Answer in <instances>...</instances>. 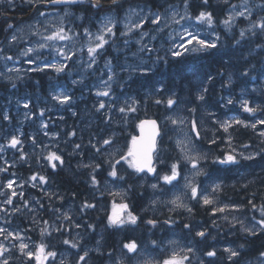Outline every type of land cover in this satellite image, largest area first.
Masks as SVG:
<instances>
[{
	"label": "trees",
	"instance_id": "trees-1",
	"mask_svg": "<svg viewBox=\"0 0 264 264\" xmlns=\"http://www.w3.org/2000/svg\"><path fill=\"white\" fill-rule=\"evenodd\" d=\"M242 1L208 0L205 5L203 0H187V9L185 0H127L115 7L99 8L93 7L88 0L72 6L49 8L44 6L48 2L39 0L35 6L25 0H3L0 3V49L9 40L13 26H8L20 23L21 17H28L35 11L29 20L40 16L41 12L64 9L71 11L67 23H72L78 34L85 29L95 30L106 13L123 18L130 8L166 12L180 7L186 9L192 18L200 11H206L214 17L213 39L217 35L220 37L216 50L185 53L180 58H173L172 43L168 41L171 28L160 32L159 39L151 48L137 43L142 34L150 31L148 22L132 36L121 35L122 29L118 26L115 36H110L107 46L100 52L91 78L84 82L73 83L67 73L61 76L48 69L30 71L14 81L0 82V148L3 149L0 151V213L12 211V218L19 225L15 231L22 232L25 241L33 247L44 244L56 254L68 250L73 252L65 260L56 258L50 264H105L115 260L124 244L136 242L158 250L171 233L187 230L194 234L191 237L204 260L196 264L202 261L204 264H249L264 253V230L258 224L264 219L261 214L264 207V137L260 136L264 125L258 123L264 119V110L253 114L245 112L242 106L247 101L249 107L264 109V33L257 29L254 30L255 35L253 31L243 37L240 35L246 23L264 18V10L259 7L264 0H251L253 4L260 3L255 5L251 20L240 19L235 28L228 30L223 21L229 18L231 6ZM100 2L111 3L112 0ZM109 67L113 69L110 81L113 94L121 96V99L126 96L130 101L112 104V111L110 109L105 117L102 110L92 105L96 102L94 89L100 87L92 85L99 80L102 70ZM145 68L152 71L143 74L141 69ZM105 72L104 79H107L110 74ZM59 84L68 87V95L72 97L70 103L61 104L53 98L57 85L61 86ZM204 88L207 92H203ZM201 94L205 97L203 101L198 99ZM169 98L176 100L171 107L166 103ZM229 99L231 104L227 102ZM26 103L29 105L27 108L24 107ZM121 107L126 111L118 110L116 113ZM133 107L136 111H128ZM87 110L92 115L84 121ZM41 111L44 113L42 116ZM5 114L9 119H4ZM175 115L187 120L202 151L200 183L208 181L220 187L214 193L215 205H205L200 196L191 200L188 207L191 212L183 209L171 211L169 207H159L154 212L156 208L149 203V187L141 182L139 174L128 165L115 164L120 158L112 159L110 164L104 157V131L113 127L111 144L118 145L126 155L130 140L137 135L138 124L143 119L163 122L157 173H168L171 164L176 162H179L181 171L186 161L174 141L178 124L174 125L168 119ZM106 118L108 121L103 123L102 119ZM192 120L196 121L199 138L192 129ZM236 120L257 126L255 129L244 127L235 123ZM226 121L231 122L227 132L221 127ZM44 124L47 127H43ZM168 132L172 134L171 138H168ZM14 136L21 141L16 147L10 145ZM51 153L60 156L63 163L49 161L47 157ZM228 154L235 155L238 163L215 162ZM249 155L255 158H243ZM112 164H115L117 177L109 175ZM33 176L36 180L31 179ZM93 176L98 184L93 183ZM40 177H44V181ZM112 180L119 181L128 190L129 211L139 218L136 225L109 226L108 212L112 199L106 188ZM10 181L13 182L12 188L7 186ZM13 190L16 196L11 195ZM8 199L12 200L11 204L6 202ZM85 203L95 207H84ZM225 204L238 209L257 234H249L239 226L238 229L224 225L227 223L223 221L221 212L213 213V209ZM68 209L72 215L67 214ZM33 211H36V218ZM56 214L60 219L55 233L51 232V224ZM148 220L157 221L156 226L149 225ZM185 225L191 228H185ZM197 231L206 233L205 240L195 236ZM79 232H82L83 239L74 237V240V234L79 235ZM99 239H102V250L97 253L95 248ZM64 240L70 243L65 244ZM14 241L11 237L5 246L10 248L5 252L9 264H33L32 259L27 260L19 253ZM72 242L78 247L73 248ZM220 243L236 248L239 255L230 259L221 251ZM212 246L216 256L209 257L206 253L212 251ZM88 249L93 251L87 253ZM82 253L84 259L81 261L78 257Z\"/></svg>",
	"mask_w": 264,
	"mask_h": 264
},
{
	"label": "rangeland",
	"instance_id": "rangeland-1",
	"mask_svg": "<svg viewBox=\"0 0 264 264\" xmlns=\"http://www.w3.org/2000/svg\"><path fill=\"white\" fill-rule=\"evenodd\" d=\"M255 5H260V3L253 4L251 0H247V2L245 3V0H243L239 4L233 5L235 6V8L231 6L230 11H229V16H235L236 13L241 12V11L245 12V16L243 17L236 16L235 20L232 23L231 29H228V28L227 29L232 30L233 28L237 26L240 19H244V18L247 19L246 17L248 16V11L250 10L252 13ZM130 9L134 10L135 14L130 13L129 12ZM130 9L126 11L123 18H118L113 13H106L98 22V25H97L98 27L95 30H89V32L92 33L91 38L85 33V31H83L81 34H78V32L75 31L72 23L71 24L67 23L68 16L71 14V11L69 9H64L63 11L49 10L47 12H44L45 15L43 16L41 15L33 16V18L29 20L20 21V23H18L17 25L13 24L7 45L0 49V74H2L0 75V82L1 81L10 82V81H14L16 79L22 78L23 76L27 75L30 72L31 68L43 67L44 62H47L50 64H57V65L67 64V68L63 72H60V73H57L52 68H45V69L52 70L53 72L61 76L67 73L69 79L72 82L73 81L84 82L89 77L91 78V73L95 71V65L99 60L100 52H102L105 49L107 44L104 46L102 50H100L99 55L97 56L95 62L92 63V67L88 66L90 63V60H89V56L87 53V48L89 46L90 39L94 41L95 35L98 34L102 30V24L106 17H111L112 19H114L116 21L115 29L118 26H120L122 29V32H127V29L125 28V24H129V26H131L137 22H142L144 18H146L147 22L150 24V31L147 32V35L142 34L140 38L137 39L138 45L140 43L142 47L150 46L152 48L154 43L157 42V40L159 39L160 32H165L169 28H171V31H169L171 32V34L169 36L168 41L172 43V49H174L176 45H179L181 43V35L185 28H187L189 31H192L194 33L198 32L202 39H207L210 41L214 40L212 37V34H213L212 26L202 24L196 21L195 18L181 20L180 24H175L172 22L171 16L173 12L177 14L176 19L179 20L181 16L185 15V12L187 11L186 9H183L180 7H174L166 12H153L150 10L136 9V8H130ZM156 13H159L163 17V19H161L159 24L151 23V20L153 19V16ZM147 22H143V25ZM245 26L246 27L242 28L241 30H244L245 33L249 32L248 29L250 27V23L248 24L246 23ZM59 27H63L65 31L68 33V35L72 37V39L67 40V41H45L44 40V37L51 35L56 30V28H59ZM139 29H133V31L130 34L123 35V36H132ZM257 29H254V30H257ZM13 36L17 37L15 41H13L12 39ZM106 39H108L109 41L110 36H107ZM41 43H47L49 47L41 49L39 47ZM192 46L193 45H189V47H192ZM28 48H32L33 51L27 56L23 55V53ZM57 48H62L65 51V53H68V54H71L72 52H74L75 55L72 56L71 60H65L63 56H60L57 54L56 52ZM7 57H12V59L10 60L6 59ZM29 60H33L35 61V63L30 64L28 63ZM9 69H12V71H9ZM105 71L109 72V74L112 76L113 69L109 67L107 70H102V73L99 74L100 78H98L99 80L97 82L94 81L92 86H94V84H98L100 85V87L97 89H94V94L96 95V100H95L96 102H93L92 105L96 106V108H99L100 102H103L106 107L101 110L103 114H106L105 117H107L108 113H110V109L111 111L113 109L111 107L112 104H116V103L122 104L123 102H129L130 98L125 96L121 99L119 98L121 96L118 97L117 94H113L112 89H111L110 95L107 97L98 96L96 94L98 91L104 90L103 82L108 80V78L104 79L105 74H106ZM260 80L262 81V78ZM262 83H264V81H262ZM60 93H64L68 95V87L63 86V85L61 86L57 85L55 96ZM114 97H116L117 99L116 101H114ZM118 110L119 109H117V111L115 112L118 113ZM85 115L86 116L83 119L84 121L89 116L92 115V112L87 110L85 112ZM173 118L178 121L180 120L184 121L182 124L178 123L177 134L174 135V141L176 145H177V141L183 140L185 141V145H187L190 148H193V151L190 154L195 155L198 153L201 155L202 151L200 150L196 142L194 134L192 133L190 129L191 128L190 125L187 124V120L182 119L181 116H178V115H175ZM102 120H103V123H106L108 121V118L102 119ZM84 121H82L81 123H83ZM81 126L82 125H79V127ZM111 129H113L112 126L107 127V130L104 131V140L106 139L111 140V135L113 133ZM167 136L168 138H171L172 134L168 132ZM189 141H191L192 143L189 144L188 143ZM177 147L180 150V147L178 145ZM103 150H104L103 151L104 157L106 158L108 162L113 161L112 159H118L121 157V155H123L122 153L123 150L119 148L118 145H112L111 143L105 144ZM156 158L158 161L159 157L156 156ZM202 159L199 161L200 169H203V166L201 165ZM120 163L123 164L124 166L127 165L123 160H121ZM157 165H159V163H157ZM164 174H170V172L157 174L156 177L153 179L149 177H144L141 179V182L144 181V185L149 187L150 196L152 195V197H150L149 200L151 201V204L154 205V207L156 208L154 212H157V209L159 207L160 208L169 207L171 211L173 210L176 211L177 209L178 210L183 209L187 211V209L185 208H176L175 205L170 203V201H172L177 195H179L182 198L184 204L187 205V207L191 205V200L193 198H191L190 196V189H188L185 186L188 182H191L198 187V195L195 199L199 198L200 196L207 195L209 196V198L214 200V205L216 204L215 197H214L215 195L214 193L216 191V185L209 183L208 181H203V183H200L199 178L201 175H195V170L192 169L191 165L188 164L187 162L183 170L180 171V176L178 177V179L173 181L172 184H166L163 181L161 177ZM185 177H187V180L185 179ZM152 185H157L158 187L153 188ZM126 190L127 189L125 188V186L120 182L114 181L113 186L108 185V187L106 188V193L110 195L112 199L109 212H108V217L112 213L113 204H117V205L121 203L128 204V199H127L128 190L127 191ZM224 206H227L226 211L221 212V217L222 219H224L223 221L227 223L224 225H227L229 227L231 226L237 227L238 229L239 227H242L243 230L245 228H250V226L241 217L238 209H235L234 207H232L231 204H225L223 206L221 205L218 207H224ZM128 210H129V207H128ZM67 214L72 215V211L68 209ZM32 215L36 218L37 217L36 211H33ZM224 217H227V219H225ZM59 219H60L59 214H56V217L54 218V221L51 224V232L54 231L56 233L55 228L56 227L58 228L59 226L58 225ZM241 221L243 223H240ZM18 226H19L18 223H16L14 219L12 218V211H7L6 213H0V228L5 229V232L3 234H0V244H3L4 246H6L7 241L11 239L12 237L13 239H15L13 244L17 246L18 249H19L20 243H26L28 245V249H26L25 251H28V250L35 251L38 246L33 247L34 245L32 246L29 242H26L23 233L15 231V229ZM129 226L130 225H126V227H129ZM17 236L21 237V239H17L16 238ZM74 236H77L79 240L83 239L82 232H79V235L74 234ZM74 236H73V239L76 240ZM101 236H102V233H101ZM191 236H194V234L191 233L189 230L185 232L183 231L181 233L179 232L171 233L169 242H168L170 247L169 249H167V247L164 248L165 252L163 253L158 252V250L149 248L146 245L140 246L138 243L135 242L137 244L136 252H129L126 248H123V250L120 251L118 257H116L115 260H109L107 264H118V262L121 260L123 261V264H125V262H128L126 264H159V262H162L163 260L169 258L173 254V252H178L181 255H187L189 259L185 262V264H196L201 261L202 257L200 256V250H199V247L196 241L193 240ZM196 237L201 241L205 240V237L203 238L199 236H196ZM222 240H225V238H223ZM97 245L98 246L95 248V250L98 253L99 251L102 250V239H99L97 241ZM219 246L222 249L221 251H224L228 257H229V252L226 251V249H232L236 251V248L226 247V245H224L223 243H220ZM189 247L194 249V251L192 252H187V251L182 252L181 251L182 249L186 250ZM7 249L10 250V248H7ZM211 249L212 251L213 250L215 251L214 246H212ZM140 250L145 251L146 255L143 256L142 253H139ZM46 251H51V250H49V248L46 247ZM91 251L93 250L88 249L87 253ZM61 252L59 254H56L55 258L49 257L46 261V264H50L56 258L59 261L60 257L62 258V260H64L63 259L64 255H62ZM68 252L69 253L67 254V257L72 256L73 252L72 251H68ZM19 253L23 254L20 251V249H19ZM82 256L84 257L83 253L81 254V256L79 257L77 256V257L80 259V257ZM236 257H232L231 259H234ZM1 258L9 259V257L6 256V253H4V256ZM26 258L27 260L30 259L27 256ZM32 260H33V264H36V261L34 259ZM203 261L200 264H204ZM86 264H89V263L87 262ZM249 264H264V255H261V257L257 259V261L251 262Z\"/></svg>",
	"mask_w": 264,
	"mask_h": 264
},
{
	"label": "snow or ice",
	"instance_id": "snow-or-ice-1",
	"mask_svg": "<svg viewBox=\"0 0 264 264\" xmlns=\"http://www.w3.org/2000/svg\"><path fill=\"white\" fill-rule=\"evenodd\" d=\"M3 0H0V3H2ZM11 2V0H10ZM26 3L30 4V5H36L38 3V0H25ZM39 2H48V3H52V4H77V3H81L83 2V0H39ZM88 2L90 4H92L93 7H101V3L100 0H88ZM247 2V0H245V3ZM203 3L206 5L208 3V0H203ZM112 4L113 5H117L118 4V0H112ZM188 5H187V0H185V8L187 9ZM262 10H264V4L259 6ZM233 8H235V6H233ZM130 13L135 14L134 10L130 9L129 10ZM41 16L45 15V13L41 12L40 13ZM67 15V13H66ZM176 13L173 12L172 16H171V20L173 23L175 24H180L181 20L184 19H192L190 13H188L187 11L185 12L184 16H181L180 19H176ZM236 16H245V12L241 11L236 13L235 16H229L228 19H225L223 21L224 25L226 26V28L231 29L232 27V23L235 20ZM247 19L251 20V11H248V16L246 17ZM161 19H163V17L159 14L156 13L153 16V19L151 20V23L153 24H159ZM195 20L202 23V24H206L208 26H212L214 24V17L212 15L211 12H206V11H200L198 15L195 16ZM143 22H147L146 18H144V20L142 22H137L134 25L129 26V24H125V28L127 29V32H122L121 35H128L130 34L133 29H139L143 27ZM8 27H12V25H9ZM116 27V21L114 19H112L111 17H106L103 24H102V30L95 35V40L92 41L90 39V43L89 46L87 48V53L89 56V67H92V63L95 62L97 56L99 55L100 50H102L104 48V46L106 44H108V39H106L107 36H115V29ZM260 29L262 33H264V18H261L259 21H253L250 23V27H249V31H252L254 29ZM162 30V29H161ZM85 33L91 38L92 37V33L89 32L88 29L84 30ZM245 34L244 30H241V37H243ZM255 31H253V35H255ZM144 35H147V33H144ZM13 41H15L17 39L16 36L12 37ZM72 37L68 35V33L65 31V29L63 27H59L56 28V30L51 34L48 35L47 37H44L45 41H67V40H71ZM220 37L219 35H217L215 37V40H207V39H202L200 37V34L198 32L194 33L192 31H189L187 28L184 29L182 35H181V43L179 45H176L174 49L171 50V56L173 58H180L182 57L185 53H193V52H208L209 50H216L218 49L219 45L217 43V41H219ZM125 43H127V41H125ZM239 43V41L237 42ZM189 45H193L192 47H189ZM39 47L41 49L43 48H47L49 47V45L47 43H41L39 45ZM33 51L32 48H28L23 55L27 56L29 55L31 52ZM82 51V49H81ZM56 52L58 55L63 56L65 60H71L72 56L75 55L74 52H72L71 54L65 53V51L62 48H57ZM6 59H12V57H7ZM159 59V58H158ZM28 63L30 64H34L35 61L33 60H29ZM110 63V62H108ZM45 68H52L54 69L57 73L63 72L66 68H67V64H50L47 62H44L43 67H35V68H31L30 71H44ZM9 71H12V69H9ZM152 69L151 68H145V69H141V72L143 74H147L149 72H151ZM245 75H247V73H244ZM2 75V74H0ZM113 79V76L109 75L108 80L104 81V90L102 91H98L96 94L98 96H103V97H107L110 95L111 92V84L109 83L111 80ZM209 79H211V77H209ZM231 81L229 80V83ZM73 83H77V81H73ZM15 86V85H13ZM203 92H207V88L203 89ZM55 100H57L59 103L61 104H68L70 103L72 97L69 95H66L64 93H60L56 96L53 97ZM199 100L203 101L205 99L204 95L201 94L198 97ZM229 104L232 103V100L229 99L227 101ZM157 103H160V101H157ZM167 105L169 107H171L172 105H174L176 103V100L169 98L167 100ZM243 108L245 112L248 113H253L255 114L257 111H261L264 109H260L259 107H249L248 106V102L244 101L243 102ZM25 108L29 107V105L26 103L24 105ZM106 106L103 102H100L99 104V109H104ZM97 109V110H99ZM120 112H125L126 109L121 107L119 109ZM128 111H136V109L130 108L128 109ZM192 112H195V109H191ZM44 113L43 111H41L40 115L42 116ZM4 119H9L8 115L5 114L4 115ZM169 120H171L172 124H182L184 121L183 120H176L172 117H168ZM235 123L237 124H242L244 127H252L253 129L256 128V124L253 123L251 125L245 124L243 121L240 120H236ZM258 123L260 125H264V119H261L258 121ZM191 126L192 129L195 131V135L197 138H199L200 136V132L197 130V125H196V121L192 120L191 121ZM43 127H47L46 124L43 125ZM221 127H223L224 131L227 132L228 128L231 127V122H224ZM140 136L136 137H132V141H131V146L128 148L126 155H122L120 157L119 160L115 161V164H119L121 162V160H123L129 168L133 169L136 173H156V167L154 166L153 163V154L156 152L157 149V137H159L161 135L160 133V128L157 124V122L155 120H144L141 121L140 125ZM72 135H75V133L73 132ZM260 136L264 137V132H260ZM112 141L109 139H106L103 141L104 144H110ZM21 141L17 138V137H12L10 140V145L12 147H16L18 144H20ZM189 144H191L192 142L189 141ZM212 143H215V140L212 141ZM177 145L180 147V152L183 155L185 161L191 165V168L195 170V175H201L202 174V169L199 168V161L203 158L200 154H195L192 155L190 154L193 151V148L188 147L187 145H185V141L183 140H179L177 141ZM77 148L80 147V145H76ZM3 149L0 148V151H2ZM97 151H99V149H97ZM49 161L52 160H57L60 161V163H63V160L61 159L60 156L56 155L55 153H51L48 157ZM246 160H252L255 157L253 155H249L246 157H243ZM215 162H219L221 164H235L238 163L236 156L233 154H228L226 155V157H224L223 159L217 158V161ZM161 163H163V161H161ZM111 164V162H110ZM115 164L111 165V171L109 172V175L111 177H117L118 173L115 167ZM53 167H55V164H53ZM97 168H99V165L96 166ZM170 174H164L161 178L163 179V181L166 184H172L173 181L177 180L178 177L180 176V164L179 162L173 163L170 166V170H169ZM121 179H123V177H120ZM32 180H36V176L31 177ZM185 179L187 180V177H185ZM41 181H44V177H40ZM92 181L94 184H98V181H96L95 177H92ZM12 184L13 182H9L8 183V188H12ZM188 189H190V196L191 198L195 199L198 195V187L191 183L188 182L185 185ZM153 188L158 187L157 185H152ZM220 186L216 185V189H218ZM215 190V189H214ZM12 196H16L17 193L13 190L11 193ZM202 200L203 203L205 205H212L214 204V200L209 198V196L204 195L202 196ZM8 204L12 203L11 199H8L6 201ZM170 203H172L173 205H175L176 208H185L187 209L189 212L192 211L191 208H188L186 204H184L182 198L177 195L172 201H170ZM84 207L87 208H93L95 207V205L93 204H88L85 203ZM128 204L126 203H121L119 205L117 204H113V208H112V213L111 215L108 217V224L109 226L112 227H124L126 225H136L138 222V217L136 215H134L131 211L128 210ZM255 207V206H254ZM227 206L224 207H216L213 209V213L215 212H224L226 211ZM261 214L262 216H264V207L261 208ZM68 219H70V217H67ZM225 219H227V217H224ZM147 223L153 227L156 226L157 221L155 220H148ZM240 223H243L242 221ZM258 224L261 228V230H264V219H261L260 221H258ZM77 227H79V225H77ZM185 228H191L190 225H185ZM245 232L252 234V235H256L257 233L253 230V228H245L244 229ZM5 232V229L0 228V234H3ZM10 235V234H9ZM196 236L199 237H205L206 233L204 231H197L195 233ZM17 239H21V237L17 236ZM65 244L70 243V241L68 240H64L63 241ZM155 243V242H153ZM72 247L76 248L78 247L77 243L72 242ZM124 248H126L129 252H136L137 251V244L135 242H131V243H127L123 245ZM19 249L20 251L26 255L27 257H29L30 259H34L36 261V264H46V261L49 257L55 258L56 253L52 252V251H46V245L44 244H40L35 251H25L26 249H28V245L26 243H20L19 244ZM8 251V249L3 245L0 244V257L4 256V253ZM183 251H187V252H192L194 251V249L192 248H187L186 250L182 249ZM226 251L229 252V258L231 259L232 257H236L239 255L238 252L232 250V249H226ZM87 255V253H85V256ZM207 256L209 257H214L216 256V252L213 251H208L206 253ZM262 255H264V253H262ZM81 260L84 259V257H80ZM188 256L187 255H181L178 252H173V254L163 260L162 262H159V264H185V262L188 260ZM0 264H9L8 259L5 258L2 261H0ZM118 264H123V261H119Z\"/></svg>",
	"mask_w": 264,
	"mask_h": 264
},
{
	"label": "water",
	"instance_id": "water-1",
	"mask_svg": "<svg viewBox=\"0 0 264 264\" xmlns=\"http://www.w3.org/2000/svg\"><path fill=\"white\" fill-rule=\"evenodd\" d=\"M126 1H127V0H119L117 5L122 4V3L126 2ZM83 2H86V0H83ZM83 2H81V3H83ZM100 3H101V5H102V7H115V6H116V5H113L112 2H111V3H102V2H100ZM77 4H79V3H77ZM72 5H75V4H71V5H69V4H52V3H45V4H44V6H45L46 8H49V7H52V6H54V7H65V6H72ZM34 12H35V11H34ZM34 12H32L28 17L25 16V17H22L21 19H22V20H27L28 18H30V17L33 15ZM144 120H155V121L157 122L159 128H160V133H161V135H160L159 137H157V149H156V152L153 154V163H154V166H155V165H156L155 155H156V153L158 152V148H159V140H160V138H161V136H162V124L160 123L159 120H157V119H153V118H150V119H144ZM144 120H142V121H144ZM139 125H140V124H139ZM138 136H140V128H139V126H138V135H137L136 137H138ZM156 174H157V171H156L155 174H153V173H147V172L139 173L140 176L148 175V176L153 177V178L156 176Z\"/></svg>",
	"mask_w": 264,
	"mask_h": 264
},
{
	"label": "bare ground",
	"instance_id": "bare-ground-1",
	"mask_svg": "<svg viewBox=\"0 0 264 264\" xmlns=\"http://www.w3.org/2000/svg\"><path fill=\"white\" fill-rule=\"evenodd\" d=\"M99 19H100V17H99ZM244 21V20H243ZM251 21H254V20H251ZM247 22H249V21H247ZM243 23V22H242ZM91 26V25H90ZM147 26V25H146ZM81 30V29H80ZM91 30H93V29H91ZM84 31V30H83ZM82 31V32H83ZM247 33V32H246ZM114 43V42H113ZM122 57H123V55H122ZM123 59V58H122ZM50 71V70H49ZM54 74H55V72H54ZM258 86V85H257ZM130 95V94H129ZM85 98H86V96H85ZM98 104V103H97ZM96 104V105H97ZM99 110H101V109H99ZM145 180V179H144ZM109 181V180H108ZM116 181V180H115ZM140 181V180H139ZM112 182H114V181H112ZM119 182V181H118ZM143 182V181H142ZM118 184V183H117ZM138 186V185H137ZM130 192V191H129ZM148 200V199H147ZM112 201V200H111ZM69 251V250H68ZM62 253V252H61ZM129 259V258H128ZM105 263V262H104ZM106 264V263H105Z\"/></svg>",
	"mask_w": 264,
	"mask_h": 264
}]
</instances>
